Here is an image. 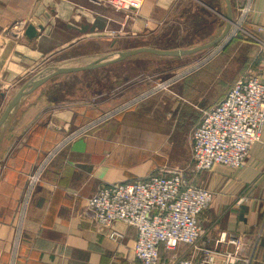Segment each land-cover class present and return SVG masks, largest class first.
Segmentation results:
<instances>
[{"label": "crops", "instance_id": "0c3cea01", "mask_svg": "<svg viewBox=\"0 0 264 264\" xmlns=\"http://www.w3.org/2000/svg\"><path fill=\"white\" fill-rule=\"evenodd\" d=\"M178 3L145 0L137 21L126 23V14L90 0H0V117L23 88L19 85L39 79L43 66L59 55L114 54L119 42L112 32L120 39H145L156 34L162 22L164 26ZM21 23L26 24L24 31ZM30 25L41 26L34 39L26 35ZM259 27H264V0H256L246 26L264 42ZM88 45L95 48L89 51ZM247 76L264 83V46L230 41L203 70L66 146L33 196L19 264H137L136 230L116 223L114 229L125 238L112 242L108 230L94 222L88 200L104 186L169 176L177 170L186 171L191 185L213 193L211 205L199 216L204 229L200 246L215 249L222 234L235 235L242 240L250 264H264L255 259L259 247L264 257V131L243 169L215 165L197 172L192 168V133L204 112ZM225 78L238 79L231 85ZM55 79L25 96L0 128V264L9 262L28 179L44 157L69 134L125 98L103 102L99 94L94 103L78 105L68 100L69 92ZM187 250L183 244L176 251L162 248L161 264H173Z\"/></svg>", "mask_w": 264, "mask_h": 264}, {"label": "built area", "instance_id": "2783aa9c", "mask_svg": "<svg viewBox=\"0 0 264 264\" xmlns=\"http://www.w3.org/2000/svg\"><path fill=\"white\" fill-rule=\"evenodd\" d=\"M97 6H105L122 12L137 21L145 0H90ZM256 0H246L236 18L233 17L228 40L214 49V52L197 66L186 70L180 77H188L193 72L209 64L230 41L242 36L246 40L264 43L246 29L255 12ZM26 24L21 23L24 31ZM264 33V27L258 28ZM184 78L158 85L154 90L132 98L113 109L103 118L92 120L69 134L41 161L36 171L29 177L21 202L14 235L9 252L8 264L20 263V252L25 233L27 213L33 196L43 181L44 175L57 155L75 140L89 131L132 108L161 91L169 90ZM264 131V83L259 78L238 80L225 98L214 108L205 111L202 121L192 133V166L195 171H209L215 165L232 170L243 169L247 165L253 147L261 142ZM213 193L210 190L189 183L185 170L171 172L169 176H150L136 180L111 184L101 188L88 200V210L94 222L108 230L107 237L120 243L125 235L114 224L122 223L137 232L135 260L137 264H161L160 251H176L183 244L187 252L173 264H250L245 257L242 240L227 233L222 234L215 249L200 246L204 229L199 216L211 205ZM230 246L233 249H230ZM199 256L202 259L198 261Z\"/></svg>", "mask_w": 264, "mask_h": 264}, {"label": "rangeland", "instance_id": "374dc122", "mask_svg": "<svg viewBox=\"0 0 264 264\" xmlns=\"http://www.w3.org/2000/svg\"><path fill=\"white\" fill-rule=\"evenodd\" d=\"M245 1L246 0H244V2H238L237 0H232L234 18L237 17L238 10H241ZM176 7L173 16L166 20L164 26L162 22L160 25L161 29H157L156 34H151V36L145 39H120L121 36L116 37L117 34L112 32L111 36L115 41L118 40L119 48L114 54L108 56L104 55L106 61H109L121 52L142 47L160 50L194 49L212 43L222 36L226 29L227 11L225 0H179ZM127 22L131 23L133 20L127 17L126 23ZM126 27H128V25ZM241 38L244 37L241 36ZM227 40L228 38H225L213 48L203 50L190 56L158 57L150 54H140L128 58L125 61L102 68L61 75L55 77L57 78L55 80L58 81L57 83H60L59 86L63 91L69 92L68 100L72 101V103L77 102L78 105L94 103L96 101L95 96L99 94L103 95V102H108L113 98H118L119 100L120 97L124 95L125 98L118 102L119 105L116 107L118 108L132 98L139 97L142 94L154 90L158 85L167 83L174 78H189L194 73L203 70L205 66L193 72L188 77H180L186 70H190L191 67L197 66L196 64H198V62L206 60L208 56L214 52V49L221 46V44ZM244 41L250 40L244 39ZM86 48L85 46L83 47V49ZM94 48V45H88L89 51H92ZM79 50L76 52L82 53L79 52ZM71 55L61 54L47 65L43 66L38 78L47 76L58 68L84 67L87 66L89 62H97L98 60L104 59L96 55H85L84 57L77 56L79 54ZM252 77L257 78L255 76H251V78ZM246 78L250 77L247 76ZM225 79L226 81L229 79L232 85L238 78ZM23 86V84L19 85L20 88ZM110 111L112 110L103 112L94 120L100 117L103 118L105 115H108ZM112 119L109 118L105 122Z\"/></svg>", "mask_w": 264, "mask_h": 264}, {"label": "water", "instance_id": "95a60500", "mask_svg": "<svg viewBox=\"0 0 264 264\" xmlns=\"http://www.w3.org/2000/svg\"><path fill=\"white\" fill-rule=\"evenodd\" d=\"M227 4V24L226 29L222 36H220L218 39L213 41L212 43L204 46H199L194 49H177V50H160V49H154L149 47H142L130 51H125L117 54L114 58L110 59L109 61H106V59L98 60L97 62H93L87 66L84 67H73V68H58L53 73L44 76L42 78H39L37 80L31 81L27 83L23 88L20 90V92L13 98V100L9 103L7 109L5 110L4 114L0 117V128L5 123V121L8 119L11 112L15 109V107L20 103V101L30 93L34 92L44 84H46L48 81L54 79L55 77L71 74V73H78L86 70H92L97 68H102L108 65L116 64L122 61L127 60L128 58L140 55V54H150L153 56L158 57H184V56H190L193 54H196L198 52H201L203 50H208L216 46L218 43L222 42L228 35L230 31V23L233 19V8L231 5L230 0H225ZM37 27L41 29V26H34L30 25L27 28L26 35L34 39L37 34Z\"/></svg>", "mask_w": 264, "mask_h": 264}, {"label": "trees", "instance_id": "16d2710c", "mask_svg": "<svg viewBox=\"0 0 264 264\" xmlns=\"http://www.w3.org/2000/svg\"><path fill=\"white\" fill-rule=\"evenodd\" d=\"M236 39H242V40H244V38H241V36L238 37V38H236ZM236 39H234V40H236ZM234 40H232L231 42H233ZM259 250H261L260 247L258 249H256V254H255V259H256L257 262L264 260V257L263 256L261 257Z\"/></svg>", "mask_w": 264, "mask_h": 264}]
</instances>
